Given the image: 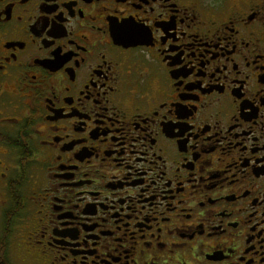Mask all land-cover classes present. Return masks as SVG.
Segmentation results:
<instances>
[{
	"label": "flooded vegetation",
	"instance_id": "1",
	"mask_svg": "<svg viewBox=\"0 0 264 264\" xmlns=\"http://www.w3.org/2000/svg\"><path fill=\"white\" fill-rule=\"evenodd\" d=\"M20 264H264V0H0V238Z\"/></svg>",
	"mask_w": 264,
	"mask_h": 264
},
{
	"label": "rangeland",
	"instance_id": "2",
	"mask_svg": "<svg viewBox=\"0 0 264 264\" xmlns=\"http://www.w3.org/2000/svg\"><path fill=\"white\" fill-rule=\"evenodd\" d=\"M1 228V226H0ZM19 223H17L16 230H14V236L9 242V248H8V255L10 264H20L19 263V244L21 245V241L19 243Z\"/></svg>",
	"mask_w": 264,
	"mask_h": 264
},
{
	"label": "trees",
	"instance_id": "3",
	"mask_svg": "<svg viewBox=\"0 0 264 264\" xmlns=\"http://www.w3.org/2000/svg\"><path fill=\"white\" fill-rule=\"evenodd\" d=\"M5 233L0 238V264H10L9 255H8V248H9V239Z\"/></svg>",
	"mask_w": 264,
	"mask_h": 264
}]
</instances>
